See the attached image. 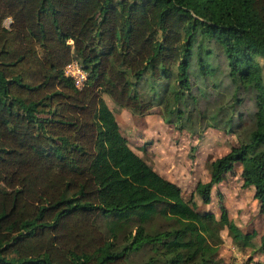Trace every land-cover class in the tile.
I'll list each match as a JSON object with an SVG mask.
<instances>
[{"label": "trees", "instance_id": "16d2710c", "mask_svg": "<svg viewBox=\"0 0 264 264\" xmlns=\"http://www.w3.org/2000/svg\"><path fill=\"white\" fill-rule=\"evenodd\" d=\"M258 56L264 0H0V264H135L129 255L143 248L142 264H220L225 228L238 247L252 246L256 232L242 231L224 204L219 218L199 213L130 147L100 90L144 114L152 104L131 94L128 75L150 69L160 79L176 65L180 106L166 102L163 118L196 132L220 121L199 102L223 58L236 95L247 85L259 91L258 110L246 139L212 160L209 180L195 189L209 203L213 185L239 162L264 224ZM73 59L87 71L81 87L64 74ZM236 119L240 112L226 114L222 128L238 133ZM157 219L168 226L153 229Z\"/></svg>", "mask_w": 264, "mask_h": 264}, {"label": "rangeland", "instance_id": "374dc122", "mask_svg": "<svg viewBox=\"0 0 264 264\" xmlns=\"http://www.w3.org/2000/svg\"><path fill=\"white\" fill-rule=\"evenodd\" d=\"M11 21V17H6L3 23L9 27ZM256 59L261 66L264 84V57L258 56ZM213 61L217 64L216 60ZM222 61H224L223 58L206 86L208 94H205L199 102L201 111L209 106L211 112L219 113L215 117L220 118V121L216 122L217 119L213 118L210 121L213 125L196 132L178 128L175 122H168L163 118L167 116L164 108L166 102L172 108L180 106L174 96L178 88V67L176 65L163 73L164 76L160 79L153 78L150 69L145 70L140 79L128 75V79L131 80V94L141 104H152L144 114L135 113L130 108L121 106L105 89H101L100 94L113 110L120 130L127 138L130 147L165 177L175 180L184 198L195 210L199 213L211 211L219 218L221 205L224 204L228 209L229 217L238 224L242 231L253 229L256 232L252 238V246L242 249L232 241L227 229H222L220 235L223 241L215 254L220 264H246L250 261L255 262V260L264 264V247L260 245V235L264 229L263 217L259 211L258 200L253 196V186L242 185L241 164L235 163L233 171L225 173L224 178L213 185L209 203L202 202L195 189L199 181L209 180V163L212 160L222 156L231 147L239 145L241 140L246 139L244 128L254 125L258 110L257 94L259 91L254 86L247 85L246 88L240 87L236 95L234 84ZM192 69V73L197 74L196 65H193ZM197 80L202 81L198 74ZM195 91L197 93L198 90L195 89ZM219 109L222 112L217 111ZM239 112L242 119L241 121L236 119L237 123H235L238 133L222 128L226 114H233L236 117ZM215 123L219 126L216 127ZM97 224L105 231L104 218H99ZM166 226L168 222L162 219H157L152 224L153 229H162ZM147 229L150 230V227L148 226ZM126 242L125 233L120 232L116 243L124 245ZM129 257L135 264H142L148 257L147 248L132 251Z\"/></svg>", "mask_w": 264, "mask_h": 264}, {"label": "built area", "instance_id": "2783aa9c", "mask_svg": "<svg viewBox=\"0 0 264 264\" xmlns=\"http://www.w3.org/2000/svg\"><path fill=\"white\" fill-rule=\"evenodd\" d=\"M64 74L72 78L74 84L77 87H81L87 78V71L81 66L80 62L76 59H73L72 61H70L65 65ZM247 264H256V263L254 261H250Z\"/></svg>", "mask_w": 264, "mask_h": 264}, {"label": "crops", "instance_id": "0c3cea01", "mask_svg": "<svg viewBox=\"0 0 264 264\" xmlns=\"http://www.w3.org/2000/svg\"><path fill=\"white\" fill-rule=\"evenodd\" d=\"M155 169V168H154ZM155 170H157V169H155ZM159 172V171H158ZM161 175H163L161 172H159ZM164 176V175H163ZM165 177V176H164ZM167 179H169V180H171V181H174L175 182V180H173V179H171V178H169V177H166ZM252 186V185H251ZM253 191H254V188H253ZM254 193V192H253ZM264 225V224H263ZM251 231H253V229L251 230ZM263 232V231H262ZM262 234V233H261ZM255 262H256V260H255Z\"/></svg>", "mask_w": 264, "mask_h": 264}]
</instances>
